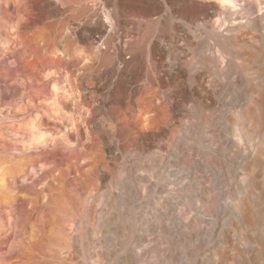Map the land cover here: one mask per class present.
<instances>
[{
  "label": "rangeland",
  "instance_id": "rangeland-1",
  "mask_svg": "<svg viewBox=\"0 0 264 264\" xmlns=\"http://www.w3.org/2000/svg\"><path fill=\"white\" fill-rule=\"evenodd\" d=\"M233 1L101 0L71 13L74 52L70 45L64 67L57 60L65 43L55 44L57 63L41 75L47 100L18 120L0 117L1 130H28L36 112L55 113L66 166L58 168L70 173L43 193L45 219L8 228L15 245L39 255L15 264H264V0ZM148 5L160 9L149 29ZM97 20L101 33L86 38ZM1 28L0 54L4 40L23 47L14 27ZM97 52L105 63L96 72ZM65 90L69 108L60 107ZM20 97L15 111L31 100ZM22 161L17 150L0 151V173Z\"/></svg>",
  "mask_w": 264,
  "mask_h": 264
},
{
  "label": "bare ground",
  "instance_id": "bare-ground-1",
  "mask_svg": "<svg viewBox=\"0 0 264 264\" xmlns=\"http://www.w3.org/2000/svg\"><path fill=\"white\" fill-rule=\"evenodd\" d=\"M99 1L100 0H0V36L4 32L1 28V25H10L14 27L12 31L14 30L16 31V37L23 46L21 49H16L17 46L14 44L13 41H9L5 43L4 40V44L9 43L7 45L9 49L8 51L6 50L7 53L0 54V117L13 118L18 120L17 118L25 115L26 116L30 115L31 112L34 110V108H37V106L39 105L38 101L40 99H43V96L46 97L51 90L50 86L46 84L48 78H44L41 76L43 74V70L46 67H48L50 64L57 63V61L65 67V65H67V60H69L70 57L68 48L71 45L72 51L74 49L75 46L74 42L76 41L72 42L70 36L72 32L67 28L70 18L73 17V16L70 17L71 13L84 9L83 6H85L84 4L87 2L95 3V5L97 6ZM224 1L228 2L231 5H235L233 0H224ZM149 5L146 6V8L143 7L144 8L143 22L148 27V29L149 27L153 28V26H155L156 24H158V22H160L159 16H158L159 20L157 18V15L160 14V9L157 7L156 8L151 7ZM91 9L93 8H90V11ZM37 10H39L41 13L39 14L35 13ZM81 11H84V14H86V12L87 13L90 12L89 9L86 10V12L85 9ZM96 13L90 14V17L92 16L96 17L97 16ZM57 15H60L62 17L60 18V22H57L56 20H52ZM76 20H78V18ZM99 23L97 25H99ZM31 24H34V26L30 27ZM57 26H59V29H56ZM65 27L67 30L66 29L63 30V28ZM100 28L102 27H99V30ZM96 34H98V32L95 33L92 32L91 34L85 35V37L88 39L94 38ZM115 38H116L115 35H110L108 38L109 39L108 42L110 41V43L108 44L107 42V44L111 46V40L113 41ZM40 41H42L44 44L42 43L41 45ZM58 42L65 43L61 47L64 48L65 45V49H64L65 51L60 52L58 54V60L55 61L51 58V57L54 58L55 56H51V54L54 55L55 53L54 49H56L54 47H56L55 44H57ZM3 46H5L6 48V45ZM99 52L96 53L97 62L92 68V70H95L96 72L100 69L101 65L105 63L104 61V63L101 64V59L103 57L101 58L102 55L100 54L101 52L100 53ZM108 52L106 54H108ZM79 53L78 54L76 53L77 56H74L75 58L72 56L75 63H72L71 61L70 63L71 66L74 64L76 65V63L79 62L80 58L82 57V54ZM109 56L110 55L107 56L108 58L106 59L107 61L111 58V57L109 58ZM55 59H57V57H55ZM111 60L112 59H110L109 62ZM38 78L42 79V84L44 85V87L42 89L36 90V88L34 87H36V84L39 85L38 82H36ZM21 83L24 86H26L25 87L26 92L24 93H22V89L20 88L19 85ZM21 95L25 97L28 96L30 97L31 100L30 102L27 101L28 103L25 105L24 103L21 104L22 109L21 110L19 109L20 111L17 110L19 111L17 112L13 110L12 107L16 103L18 104L23 102L24 99L20 97ZM59 96H60L59 101L61 103L60 107L69 108L70 104L73 103V102L70 103L72 94L69 93L68 90L63 91ZM43 100L46 101L47 99L45 100L44 98ZM72 100L74 99L72 98ZM3 104H7V105L9 104L12 106H10L11 108H9L8 110H6ZM3 107L5 108V110H3L4 109ZM44 107L48 108V106L46 105ZM36 113L38 114V117H36L37 121L34 120L36 122L32 123L33 126H30L31 129L18 130L19 126L18 128L16 126V128L10 130L8 127H4L3 130H9L8 133H5L3 130L0 129V151L1 152L6 151L7 149L17 150L21 152V156L23 157V161L21 162L23 165L20 164L21 167H6L4 171L0 173V183H2L0 184V256L4 257L3 263L1 264H15L18 262H23L22 261L23 258H29V260L36 262L39 255L38 254L36 255V253L34 252L35 249L29 251L26 248V245L24 247L21 245L20 246L15 245L14 244L15 241L13 242L12 237L9 235L10 229L8 228L9 227L14 228L20 219H21L20 221H22V218H26L24 220V223H26L27 220H30L34 217L33 215L36 216L35 218H37V220H40L41 218L43 219V217L45 219V217L50 213L38 212L40 209H43V207L40 206V202L45 197L49 196L48 194H47L48 196L46 195L44 196L43 193L45 191L53 192L54 190H56L54 189L55 187L54 181L57 178L67 179L70 174L67 168H62V169L58 168L59 166L61 167H66V166H64L65 150L59 144V142H62V139L56 138V136L61 133V130H59L60 127L58 128V126L54 124L55 122L53 121V115H55V113L45 114V115H42L38 112ZM8 125L10 126V124ZM24 126L25 125L22 124L23 128ZM27 126L28 125H26L25 128H28ZM52 130L54 132H52ZM48 131H51L52 135ZM27 134H31L34 137L35 141H33L32 144H26L24 142L23 138L28 136ZM53 136L55 137L52 138ZM39 157L43 159H38L36 161L34 160V158H39ZM38 161L54 162L55 166L52 167L44 166L39 168L36 165V162ZM7 182L15 189L11 190L10 188L6 187L5 184H3ZM42 183H46V184L45 186H42V188H40ZM63 192L64 194H66V196H68L67 194L69 193H67L66 187ZM51 197L52 199L53 198L60 199L61 196L58 197V195L56 196L55 194L54 195L52 194L50 195L49 198ZM75 205H77V202ZM72 207L75 209V206ZM78 212L80 213L83 212L80 206L76 213ZM22 242L24 243V241ZM45 254L47 256V253ZM43 256L46 257L45 255Z\"/></svg>",
  "mask_w": 264,
  "mask_h": 264
},
{
  "label": "crops",
  "instance_id": "crops-1",
  "mask_svg": "<svg viewBox=\"0 0 264 264\" xmlns=\"http://www.w3.org/2000/svg\"><path fill=\"white\" fill-rule=\"evenodd\" d=\"M100 1H101V0H100ZM100 1H99V3H100ZM121 1H122V5H123V6H125V5H133V6H134V5H136V4H135V3H132V2H135V1L137 2V0H133V1H132V0H121ZM128 1H130V3H129ZM99 3H98V4H99ZM143 7H144V6H143ZM144 8H146V7H144ZM144 8H143V10H142V16H143ZM99 22H100V21L97 20V22H96V24H95V27H93L92 30H86V31L84 32V33H86L85 35L91 34L92 32H94V33H95V32H98V34H96V35H99V34L101 33L100 30H99V27H102V26H103L102 24H100L101 22H100V23H99ZM98 23H99V25H97ZM81 24L83 25V22H82ZM100 25H101V26H100ZM94 30H95V31H94ZM96 35H95V36H96ZM112 35H113V34H112ZM109 36H110V35H109ZM109 36H108V38H109Z\"/></svg>",
  "mask_w": 264,
  "mask_h": 264
}]
</instances>
